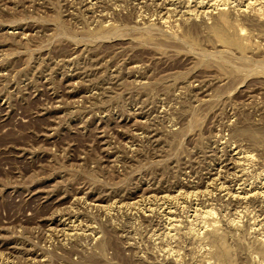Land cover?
<instances>
[{
    "label": "rangeland",
    "instance_id": "obj_1",
    "mask_svg": "<svg viewBox=\"0 0 264 264\" xmlns=\"http://www.w3.org/2000/svg\"><path fill=\"white\" fill-rule=\"evenodd\" d=\"M0 264H264V0H0Z\"/></svg>",
    "mask_w": 264,
    "mask_h": 264
},
{
    "label": "bare ground",
    "instance_id": "obj_2",
    "mask_svg": "<svg viewBox=\"0 0 264 264\" xmlns=\"http://www.w3.org/2000/svg\"><path fill=\"white\" fill-rule=\"evenodd\" d=\"M217 5V4H216ZM249 6V5H248ZM250 8V7H249ZM240 9V8H239ZM246 10V9H245ZM229 17V16H228ZM260 18V17H259ZM224 20V19H223ZM225 21V20H224ZM263 229V228H262Z\"/></svg>",
    "mask_w": 264,
    "mask_h": 264
}]
</instances>
